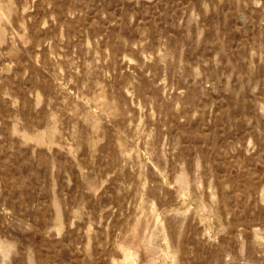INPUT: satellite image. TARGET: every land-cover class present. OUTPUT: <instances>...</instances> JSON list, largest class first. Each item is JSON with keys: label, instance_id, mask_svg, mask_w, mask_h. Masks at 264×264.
<instances>
[{"label": "rangeland", "instance_id": "rangeland-1", "mask_svg": "<svg viewBox=\"0 0 264 264\" xmlns=\"http://www.w3.org/2000/svg\"><path fill=\"white\" fill-rule=\"evenodd\" d=\"M0 264H264V0H0Z\"/></svg>", "mask_w": 264, "mask_h": 264}]
</instances>
